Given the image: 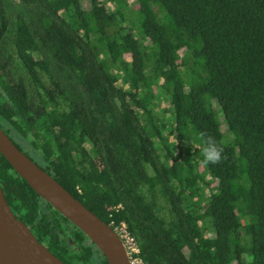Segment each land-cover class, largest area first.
I'll return each mask as SVG.
<instances>
[{
	"label": "trees",
	"instance_id": "obj_1",
	"mask_svg": "<svg viewBox=\"0 0 264 264\" xmlns=\"http://www.w3.org/2000/svg\"><path fill=\"white\" fill-rule=\"evenodd\" d=\"M134 1L0 0V125L140 264H264V0ZM0 184L53 253H100L2 154Z\"/></svg>",
	"mask_w": 264,
	"mask_h": 264
},
{
	"label": "water",
	"instance_id": "obj_2",
	"mask_svg": "<svg viewBox=\"0 0 264 264\" xmlns=\"http://www.w3.org/2000/svg\"><path fill=\"white\" fill-rule=\"evenodd\" d=\"M0 154L42 198L66 216L98 247L107 264H131L127 248L105 222L54 176L26 155L0 125ZM0 264H66L13 212L0 184Z\"/></svg>",
	"mask_w": 264,
	"mask_h": 264
},
{
	"label": "flooded vegetation",
	"instance_id": "obj_3",
	"mask_svg": "<svg viewBox=\"0 0 264 264\" xmlns=\"http://www.w3.org/2000/svg\"><path fill=\"white\" fill-rule=\"evenodd\" d=\"M82 5V4H81ZM83 7V6H82ZM89 10V9H88ZM2 127V126H1ZM4 130V129H3ZM5 131V130H4ZM6 132V131H5ZM6 134L11 138V140L26 154L28 155L33 161H35L40 167H42L44 170L49 172L52 176L56 175L55 171L51 168L48 167L47 160H49L51 157L45 156L31 141L30 139H20L17 136H13L10 133L6 132ZM85 145L89 148L88 142L85 143ZM90 155H92L91 151L89 152ZM47 158V159H46ZM83 164L79 163L77 164L78 167H81ZM63 173V172H62ZM55 177V176H54ZM77 189L79 188L78 185L75 186ZM124 222V221H121ZM125 223V222H124ZM126 225V223H125ZM127 227V225H126ZM128 229V228H127ZM130 232V231H129ZM43 241V240H42ZM45 242V241H43ZM46 243V242H45ZM137 243V242H136ZM138 245V244H137ZM139 248V246H138ZM99 251V250H98ZM139 252V250H138ZM137 252V255H138ZM59 256V255H58ZM139 256V255H138ZM60 257V256H59ZM62 257V256H61ZM60 257V258H61ZM83 258L80 256H71L64 258L62 257L61 259L66 263V264H107L106 260L101 258V254L95 250V254L92 258L87 259L85 255H82ZM140 258V257H139ZM246 258V254H245ZM141 259V258H140ZM142 260L140 261V263ZM139 263V264H140Z\"/></svg>",
	"mask_w": 264,
	"mask_h": 264
},
{
	"label": "clouds",
	"instance_id": "obj_4",
	"mask_svg": "<svg viewBox=\"0 0 264 264\" xmlns=\"http://www.w3.org/2000/svg\"><path fill=\"white\" fill-rule=\"evenodd\" d=\"M201 140V154L203 157L202 163L207 166L208 164H218L221 162L223 156V147L207 133L200 134Z\"/></svg>",
	"mask_w": 264,
	"mask_h": 264
},
{
	"label": "built area",
	"instance_id": "obj_5",
	"mask_svg": "<svg viewBox=\"0 0 264 264\" xmlns=\"http://www.w3.org/2000/svg\"><path fill=\"white\" fill-rule=\"evenodd\" d=\"M109 224H114L112 227L116 230V232L121 237L122 241L124 242L131 264H139L141 259L137 255V252L139 250L138 245L136 243V240L134 236L129 232L124 222L114 223L111 221Z\"/></svg>",
	"mask_w": 264,
	"mask_h": 264
},
{
	"label": "rangeland",
	"instance_id": "obj_6",
	"mask_svg": "<svg viewBox=\"0 0 264 264\" xmlns=\"http://www.w3.org/2000/svg\"><path fill=\"white\" fill-rule=\"evenodd\" d=\"M129 3H130V5L131 6H133L135 3H136V1H134V0H129ZM81 4H82V6H83V8L84 9H86V10H88V9H90V4H89V2H88V0H81ZM122 23V22H121ZM182 51H184L183 49H182ZM190 63V62H189ZM185 69V72H186V67L184 68ZM156 87H157V85H156ZM159 100V101H161L162 99H163V97H162V95H161V93L159 92L158 94H156V100ZM162 117H164V116H162ZM169 117V114H167V118ZM222 127H223V129H225L226 130V124L222 121ZM237 149H238V147H236V153H238L237 152ZM210 178V177H209ZM205 192L206 193H208L209 191H208V189H206L205 190ZM248 218H249V216L248 215H243V221L244 222H246V221H248ZM249 237V235H246V233L245 234H243V240H244V242H245V244L246 245H248V249H249V245H250V243H249V239H248V237ZM247 239H248V241H247ZM246 259L249 261V260H251V253H250V250H248L247 251V254H246Z\"/></svg>",
	"mask_w": 264,
	"mask_h": 264
}]
</instances>
